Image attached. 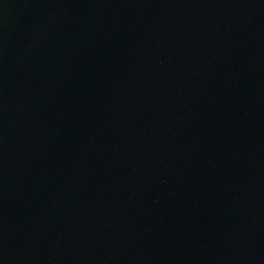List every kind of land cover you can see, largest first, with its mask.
<instances>
[{
  "label": "water",
  "instance_id": "obj_1",
  "mask_svg": "<svg viewBox=\"0 0 264 264\" xmlns=\"http://www.w3.org/2000/svg\"><path fill=\"white\" fill-rule=\"evenodd\" d=\"M0 264H264V0H0Z\"/></svg>",
  "mask_w": 264,
  "mask_h": 264
}]
</instances>
